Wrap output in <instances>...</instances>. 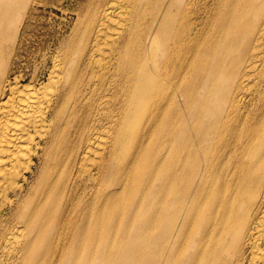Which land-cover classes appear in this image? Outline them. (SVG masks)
Here are the masks:
<instances>
[{"label":"bare ground","instance_id":"1","mask_svg":"<svg viewBox=\"0 0 264 264\" xmlns=\"http://www.w3.org/2000/svg\"><path fill=\"white\" fill-rule=\"evenodd\" d=\"M0 264H264V0H97L48 82L6 52Z\"/></svg>","mask_w":264,"mask_h":264},{"label":"rangeland","instance_id":"2","mask_svg":"<svg viewBox=\"0 0 264 264\" xmlns=\"http://www.w3.org/2000/svg\"><path fill=\"white\" fill-rule=\"evenodd\" d=\"M16 36L6 52L13 77L48 82L60 51L80 35L97 0H27Z\"/></svg>","mask_w":264,"mask_h":264}]
</instances>
